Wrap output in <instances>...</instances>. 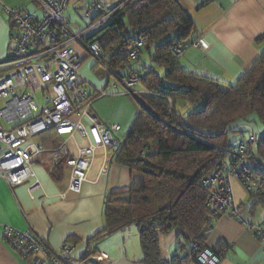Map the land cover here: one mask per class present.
Segmentation results:
<instances>
[{
    "label": "trees",
    "instance_id": "16d2710c",
    "mask_svg": "<svg viewBox=\"0 0 264 264\" xmlns=\"http://www.w3.org/2000/svg\"><path fill=\"white\" fill-rule=\"evenodd\" d=\"M118 5L85 40L101 46L103 64L116 77L138 73L148 93L143 100L132 96L136 115L117 156L137 178L129 188L109 194L105 228L92 240L135 225L144 264H191L192 255L182 256L189 241L206 244L215 225L207 219L203 178L220 159L236 154L239 144H229L230 133L246 135L241 126L253 123L251 115L264 123V52L241 78L226 84L184 69L172 53L194 32L190 15L177 0H119ZM139 40L144 41L141 47ZM135 48L137 57L131 61ZM144 52L151 63L134 69ZM182 102L193 108L183 114ZM256 151L264 162V134L258 135ZM251 196L264 203V196ZM174 229L179 231L177 251L164 258L160 235Z\"/></svg>",
    "mask_w": 264,
    "mask_h": 264
},
{
    "label": "crops",
    "instance_id": "0c3cea01",
    "mask_svg": "<svg viewBox=\"0 0 264 264\" xmlns=\"http://www.w3.org/2000/svg\"><path fill=\"white\" fill-rule=\"evenodd\" d=\"M3 1L9 7H26L36 16H41V9L34 0ZM100 1L108 7L119 4V0ZM177 1L193 21L191 39H200L211 46L209 52L197 47L188 48L179 57V63L184 69L233 84L264 52V0ZM71 26L75 31L80 30ZM16 34L17 30L11 25L8 13L0 8V63L10 58ZM77 51L85 56L81 48L77 47ZM145 55L148 54H141V60L133 66L134 69L140 67L142 62L151 63L144 61ZM147 57L151 61L150 56ZM87 58L84 57L82 62L83 73L97 87L109 93L94 101L92 111L105 123L120 125L116 136L121 141L125 139L135 118V99L122 94V91H111V84L119 88L116 75L106 65ZM136 87L145 90L141 83ZM139 99L143 100V97ZM3 102L0 101V106ZM192 108L183 102L179 105V111L183 114ZM82 122L87 128L88 137H82L78 132L71 137L60 136L54 129H50L32 138L45 148L33 162L44 188V191L37 192L35 198L30 197L26 184L18 185L12 191L0 177V264H27L2 237L6 226L19 231L33 228L38 235L47 238L54 248H60L65 242L73 244L74 264H144L140 235L135 225L92 240L105 228L104 213L109 194L129 188L137 178V173L118 161V150L108 151L101 146L98 129L91 119L84 117ZM241 128L245 129V124ZM64 140L73 154L91 144L97 146L88 177L78 187L72 186L71 171L64 160H55V149ZM232 182L245 219L254 225H263L264 218L255 219L254 208L258 203L263 206L264 203L257 202V198L252 197L238 179L234 178ZM249 199L255 201L248 206L246 204ZM178 233L174 229L162 234L160 247L161 253L165 251L164 258L175 254L170 253V250L178 241ZM206 245L220 254L222 264H264V245L252 227L231 216H222L208 230ZM177 248L178 245L175 252ZM92 256H102L103 259L92 262L89 259Z\"/></svg>",
    "mask_w": 264,
    "mask_h": 264
},
{
    "label": "built area",
    "instance_id": "2783aa9c",
    "mask_svg": "<svg viewBox=\"0 0 264 264\" xmlns=\"http://www.w3.org/2000/svg\"><path fill=\"white\" fill-rule=\"evenodd\" d=\"M34 1L41 9V16L26 7H9L0 0V8L8 13L11 25L17 30L10 58L0 63V101H4L0 106V177L12 191L14 187L26 184L31 198L44 191L33 167L34 159L45 151L32 140L37 134L52 128L60 136L71 137L78 132L82 137H88L82 122L88 117L98 129L102 147L117 151L122 144L116 136L120 125L105 123L92 111L94 101L109 95L108 91L97 87L81 69L84 57L103 64L101 46L94 40L85 39L122 4L107 7L100 0ZM69 3H80L91 24L75 31L66 15ZM103 11L106 12L98 17ZM143 42L139 40L136 45L141 47ZM78 45L84 49L85 56L78 53ZM190 47L206 52L211 50V46L200 39L177 44L171 50L179 58ZM137 50L130 51L131 61L136 59ZM117 79L124 86V95L140 98L148 93L136 87L140 83L136 72ZM39 90H43L47 99L45 104L37 97ZM245 127L248 134L242 137L236 154L220 159L203 178V185L208 189L205 207L207 219L212 223L216 224L222 216L234 217L250 225L264 245V224L254 225L245 219L232 182V179H238L249 194L264 196V162L256 156L258 135L253 124H245ZM65 144L66 140L55 149V160H64L71 171L72 186L78 187L88 177L97 146L91 144L73 154ZM2 237L27 264H74L73 244L65 242L60 248H54L33 228L19 231L6 226ZM188 251L182 255L184 260L192 255L197 264H222L220 254L199 241H189ZM89 259L97 262L103 257Z\"/></svg>",
    "mask_w": 264,
    "mask_h": 264
},
{
    "label": "rangeland",
    "instance_id": "374dc122",
    "mask_svg": "<svg viewBox=\"0 0 264 264\" xmlns=\"http://www.w3.org/2000/svg\"><path fill=\"white\" fill-rule=\"evenodd\" d=\"M116 1H118V0H116ZM109 6H111V5H109ZM40 11H39V13H40ZM66 15L69 17L71 24L74 27H76L77 29L82 30L83 28H85L91 24V19H89L88 17L85 16V9L82 7V5L80 3H76V4L69 3L67 6V9H66ZM77 47L84 50L80 45H78ZM147 56L148 55H145L144 61L151 62ZM87 59H92V58L89 57ZM87 63H88V60H87ZM118 85H119V88H117L116 86H113V84H111V87H112L111 91L117 92V90H119L121 92L124 90V86L121 84V82L118 81ZM128 96H131V95H128ZM37 97L42 104L46 103L47 99L45 98L43 90L37 91ZM128 100H129V97H128ZM251 118L253 119V124H254V127L256 128V131H257L259 137H261L264 134V123L258 118V116L256 114L251 115ZM246 134H248V133L246 132ZM240 137H241V134L233 133V132L230 133L228 135L229 144L233 145V146H237L238 143H240L239 141H241ZM121 141H124V139H122ZM254 201H255V199H253V200L249 199L246 205H248V206L252 205L254 203ZM255 207H256V208H254L255 219L264 218V206L261 203H258ZM160 238L161 239L163 238L162 234L160 235ZM178 244H179V241H177L171 247L170 253H172V254L175 253V250H176V247ZM187 247H188V245H187ZM185 250H186V252H189L188 249H185ZM164 252L165 251L162 250L163 257L166 256V254ZM180 253H181V251H180ZM191 264H197V263L192 261Z\"/></svg>",
    "mask_w": 264,
    "mask_h": 264
}]
</instances>
